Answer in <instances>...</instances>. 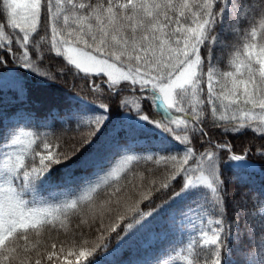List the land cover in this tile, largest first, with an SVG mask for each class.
Returning <instances> with one entry per match:
<instances>
[{"label": "snow or ice", "instance_id": "snow-or-ice-1", "mask_svg": "<svg viewBox=\"0 0 264 264\" xmlns=\"http://www.w3.org/2000/svg\"><path fill=\"white\" fill-rule=\"evenodd\" d=\"M0 17V67L12 59L48 76L29 52L43 22L50 51L77 72L105 78L116 95L124 91L122 84L141 94L121 99V107L135 114L126 112L119 126L104 102L73 113L77 127L88 128L79 140L82 152L75 145L71 153L60 151V144L24 129L0 133V264H101L97 253L114 255L150 232L157 217L174 220L177 213L192 211V205L198 215L222 209L220 156L215 151L197 156L189 133L198 129L207 135L200 126L206 86V102L221 122L217 126L231 124L226 131L247 128L264 136V0H0ZM229 36L237 42L227 43ZM213 46L231 49L230 70L221 72L211 63ZM33 51L42 58L35 46ZM91 87L98 90L95 83ZM142 100L161 118L145 114ZM122 137L114 153L101 155V148ZM140 140L147 143L138 151L134 145ZM217 147L231 152L228 144ZM230 160L247 166L246 155L232 154ZM140 162L155 167L139 171L134 165ZM56 165H63L56 169L62 171L60 183L73 180L77 165L91 171L77 182V191L48 203L40 192L56 183ZM157 168L159 177L153 178ZM156 193L167 199L153 208ZM177 201H188L189 207H173ZM258 214L259 233L252 231L264 249V204ZM224 215L209 216L207 227L174 259L229 264L223 259Z\"/></svg>", "mask_w": 264, "mask_h": 264}, {"label": "trees", "instance_id": "trees-1", "mask_svg": "<svg viewBox=\"0 0 264 264\" xmlns=\"http://www.w3.org/2000/svg\"><path fill=\"white\" fill-rule=\"evenodd\" d=\"M3 17H0L2 22ZM243 27V26H242ZM45 23H41L39 32L34 34L30 40L29 52L32 59L36 62L39 72L48 73V76H41L37 72L25 69L19 66V61L9 59L6 66L0 67V133L12 132L17 129H24L35 132L41 138H47L50 143L60 144V151L72 152V146L75 145L82 152L79 140L86 134L88 128H78L72 119L73 113H78L81 109L91 108L100 102L109 105L113 122L119 126L121 117L126 112L135 114L130 107L125 109L121 107V99L127 98L134 100L141 94L137 90L129 91L126 85H121L124 91L120 95L115 92H109L105 78L97 76H85L77 72L73 66L68 65L66 60L57 56L55 51H50V34L46 30ZM226 42L236 43L235 37L229 36ZM41 53L42 58H37L33 51ZM13 51L17 52L15 45ZM231 49H222L213 46L211 50V63L219 71L230 70L228 61L230 59ZM17 52V55H20ZM201 55L207 57L208 53L204 47L201 48ZM208 61L205 60L204 71L207 72ZM54 77V78H50ZM95 83L98 86L97 91H93L91 85ZM205 91L201 99L205 100L202 105L203 119L200 126L203 127L207 135H202L199 130L190 132L191 147L197 156L206 151H215L221 159L220 173L224 181V205L221 210L208 209L207 215L214 219L220 218V211H224L225 219V249L223 259H227L229 264H249L254 261L260 264L264 258V249H261L259 238L254 235L253 229L259 233L260 215L258 208L264 204V136L247 128L239 133L226 131L230 129L231 124L217 126L219 123L211 114L210 106L206 102ZM142 109L152 119L161 117L155 112L148 101H141ZM222 111V109H218ZM103 131V129L101 130ZM111 135V133H109ZM124 138H118L113 141L109 148H101V153L110 155L117 148L116 145L123 143ZM147 141L140 140L134 145L139 151ZM39 144V141H38ZM228 144L231 152L217 147L218 145ZM183 146H179L178 151L182 154ZM110 149V151H109ZM232 154L246 155L247 166L238 167L239 162L231 161ZM79 152L72 156V160L77 159ZM65 163H71L66 161ZM155 167L150 162L145 164L140 162L134 165L139 171ZM63 165L54 167L55 184L41 189L40 195L48 203L58 202L64 199L63 194H68L78 190L79 181H83L89 175L91 169H85L76 166L73 180L67 183H60L59 177ZM161 169L157 168L153 178H158ZM175 183V182H174ZM179 185L176 184V190ZM30 198V197H29ZM167 199L166 194L156 193L153 196L154 208ZM147 203V202H146ZM145 211L148 208L141 205ZM173 207L178 209H187L188 201H177ZM207 208V205L204 206ZM192 211L197 210L196 205H192ZM195 213H198L197 211ZM183 214L177 213L180 218ZM75 222V220H73ZM171 220L167 217H157L151 225V231L142 234L134 240L128 242L122 249L114 255H106L104 252L97 253L96 259L101 260V264H159L161 261H168L169 264H181L175 260L177 252L185 248L191 241L183 236L180 242L179 232H174ZM115 235V234H113ZM167 240V244H165ZM115 242L109 247L108 252H112ZM197 253L201 251L199 247L195 249Z\"/></svg>", "mask_w": 264, "mask_h": 264}, {"label": "rangeland", "instance_id": "rangeland-1", "mask_svg": "<svg viewBox=\"0 0 264 264\" xmlns=\"http://www.w3.org/2000/svg\"><path fill=\"white\" fill-rule=\"evenodd\" d=\"M101 155L104 156L102 153ZM196 211L198 212V210ZM195 212L192 213L188 211L186 215H180V218H178L176 214V218L174 220L170 219L172 223L169 227H172L174 232H179L180 237L178 238L180 242L183 241L184 235L186 236L187 241L198 238L200 228L207 227L206 221L208 216L205 214L198 215V213ZM201 219L205 221L203 225L201 224ZM165 244H167V240H165Z\"/></svg>", "mask_w": 264, "mask_h": 264}]
</instances>
